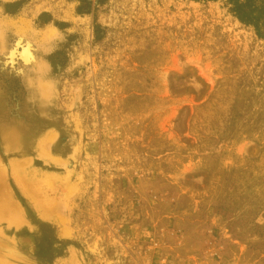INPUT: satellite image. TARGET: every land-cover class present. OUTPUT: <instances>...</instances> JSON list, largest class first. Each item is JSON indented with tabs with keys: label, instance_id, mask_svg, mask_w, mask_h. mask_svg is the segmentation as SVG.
I'll return each instance as SVG.
<instances>
[{
	"label": "rangeland",
	"instance_id": "obj_1",
	"mask_svg": "<svg viewBox=\"0 0 264 264\" xmlns=\"http://www.w3.org/2000/svg\"><path fill=\"white\" fill-rule=\"evenodd\" d=\"M252 3L0 0V264H264Z\"/></svg>",
	"mask_w": 264,
	"mask_h": 264
},
{
	"label": "bare ground",
	"instance_id": "obj_2",
	"mask_svg": "<svg viewBox=\"0 0 264 264\" xmlns=\"http://www.w3.org/2000/svg\"><path fill=\"white\" fill-rule=\"evenodd\" d=\"M25 44H24L23 37L19 36V38L15 42V45L9 50V53H8L9 54V57H8L9 60L8 61L10 63L14 64L16 59H19V58L22 59L23 63H26V64L34 63L35 57H34V54L32 52V46L29 43H27L26 46H25ZM40 142H42V141H40ZM43 143H45V142H43ZM16 224H18V223H16ZM4 247H3V250H4ZM1 248H0V250H1ZM3 250H1V251H3Z\"/></svg>",
	"mask_w": 264,
	"mask_h": 264
},
{
	"label": "trees",
	"instance_id": "obj_3",
	"mask_svg": "<svg viewBox=\"0 0 264 264\" xmlns=\"http://www.w3.org/2000/svg\"><path fill=\"white\" fill-rule=\"evenodd\" d=\"M233 3V11L237 13L240 19L253 22L258 19L254 14V4L252 0H231Z\"/></svg>",
	"mask_w": 264,
	"mask_h": 264
}]
</instances>
